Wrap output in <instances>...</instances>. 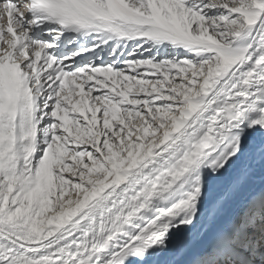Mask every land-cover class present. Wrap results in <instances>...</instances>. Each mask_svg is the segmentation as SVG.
I'll list each match as a JSON object with an SVG mask.
<instances>
[{
	"label": "snow or ice",
	"instance_id": "obj_1",
	"mask_svg": "<svg viewBox=\"0 0 264 264\" xmlns=\"http://www.w3.org/2000/svg\"><path fill=\"white\" fill-rule=\"evenodd\" d=\"M0 264H264V0H0Z\"/></svg>",
	"mask_w": 264,
	"mask_h": 264
}]
</instances>
